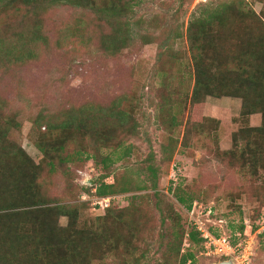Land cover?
<instances>
[{"label":"rangeland","instance_id":"374dc122","mask_svg":"<svg viewBox=\"0 0 264 264\" xmlns=\"http://www.w3.org/2000/svg\"><path fill=\"white\" fill-rule=\"evenodd\" d=\"M209 1L142 0L137 7L142 27L154 35L164 28H178L182 33L173 50L163 55L170 56L164 62H159V44H143L140 36L120 53H107L100 48L101 29L107 28L106 23L101 22L94 32L91 26L78 35L76 22L81 13L63 6L54 8L47 17L51 46L42 59L23 67L0 69V99L16 110L21 125L8 137L37 162L42 158L35 145L39 132L35 120L40 113L87 103L108 106L123 97H129L137 107L139 136L128 138L120 147L102 148L97 158L89 157L93 149L87 148L50 176L49 187L62 204H85L80 226L95 221L112 205L117 209L134 206L143 224L139 244L146 258L140 264H176V253L171 249L175 233L179 228L189 231L195 219L233 241L235 264L242 260L264 264V170L255 176L241 173L226 163L225 155L223 161L219 155L233 148L235 132L250 123L261 125L262 116L244 121L241 99L208 97L195 108L182 99L187 87L181 72L192 65L189 21ZM249 2L258 13L264 9V0ZM210 118L221 124L218 127L208 120V129L203 130L199 125ZM84 143L88 145V141ZM106 157L109 160L105 163L102 159ZM149 165L159 170L156 184ZM104 183L112 185L115 193L98 196L97 188ZM180 197L186 202L194 199L191 210ZM61 222L66 225L67 218ZM242 225L244 233L239 230ZM187 249L198 253L197 264L221 259L207 246L201 249L197 243L192 245L186 237L182 252ZM116 262L108 256L94 264Z\"/></svg>","mask_w":264,"mask_h":264},{"label":"trees","instance_id":"16d2710c","mask_svg":"<svg viewBox=\"0 0 264 264\" xmlns=\"http://www.w3.org/2000/svg\"><path fill=\"white\" fill-rule=\"evenodd\" d=\"M141 2L0 0V69L40 61L51 46L47 17L63 6L81 13L76 22L78 35L91 26L94 32L101 22L106 23L100 48L107 53H120L140 36L143 44H159V62H164L170 56L163 55L173 50L182 33L178 28H164L154 35L142 27V19L137 17ZM187 38L192 65L181 72L187 87L182 99L195 108L208 97L238 98L244 121L249 123L253 115L260 114L261 125L250 123L239 129L233 135V148L219 152L222 161L225 155L226 163L241 173L258 175L264 170V9L258 13L249 0H211L192 14ZM136 108L129 97H123L108 106L87 103L40 113L35 120L39 131L35 145L42 158L37 162L9 139L12 129L21 125L16 110L0 99V264H94L108 256L115 258L116 264H140L146 258L139 244L142 219L134 206L117 209L112 205L95 221L80 226L85 204H62L49 187L50 176L87 148L93 149L89 157L97 158L102 148L120 147L128 138L139 136ZM208 120L218 127L221 124L218 119H206L199 125L203 130L208 129ZM102 160L106 163L109 158ZM148 171L156 184L158 168L149 165ZM96 193L108 197L115 191L104 183ZM179 201L192 209L194 199L186 202L180 197ZM62 218H67L66 225ZM239 230L244 233L245 227ZM186 237L192 245L206 249V239L195 224L189 231L179 228L171 244L176 264H197L195 250L182 252ZM220 257L218 261L229 259Z\"/></svg>","mask_w":264,"mask_h":264},{"label":"built area","instance_id":"2783aa9c","mask_svg":"<svg viewBox=\"0 0 264 264\" xmlns=\"http://www.w3.org/2000/svg\"><path fill=\"white\" fill-rule=\"evenodd\" d=\"M212 208L209 209L208 214L211 215ZM194 224L197 226L199 231L202 232L203 237L206 239V245L210 252L215 253L219 256H225L233 258L235 254V248L231 243L230 239L226 236L217 237L213 232L207 227L202 220L195 219ZM238 264H251L245 260L238 261Z\"/></svg>","mask_w":264,"mask_h":264},{"label":"water","instance_id":"95a60500","mask_svg":"<svg viewBox=\"0 0 264 264\" xmlns=\"http://www.w3.org/2000/svg\"><path fill=\"white\" fill-rule=\"evenodd\" d=\"M213 264H235L234 260L231 259H226L218 262H214Z\"/></svg>","mask_w":264,"mask_h":264},{"label":"crops","instance_id":"0c3cea01","mask_svg":"<svg viewBox=\"0 0 264 264\" xmlns=\"http://www.w3.org/2000/svg\"><path fill=\"white\" fill-rule=\"evenodd\" d=\"M236 99H238V98H236ZM255 116H256V115H253V116H252V120H253V118H254Z\"/></svg>","mask_w":264,"mask_h":264}]
</instances>
